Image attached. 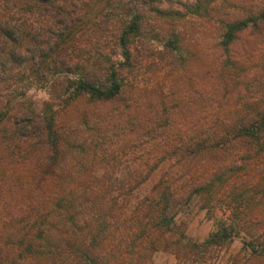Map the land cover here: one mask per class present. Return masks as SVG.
Instances as JSON below:
<instances>
[{
	"label": "trees",
	"instance_id": "trees-1",
	"mask_svg": "<svg viewBox=\"0 0 264 264\" xmlns=\"http://www.w3.org/2000/svg\"><path fill=\"white\" fill-rule=\"evenodd\" d=\"M148 11L177 55L211 33L167 88L134 78ZM24 80L51 100L0 112V264H264V0H0V93Z\"/></svg>",
	"mask_w": 264,
	"mask_h": 264
},
{
	"label": "rangeland",
	"instance_id": "rangeland-1",
	"mask_svg": "<svg viewBox=\"0 0 264 264\" xmlns=\"http://www.w3.org/2000/svg\"><path fill=\"white\" fill-rule=\"evenodd\" d=\"M151 16V12L148 11V28H145L144 36L136 42L134 49L138 59L135 72L137 74L134 78L141 85L158 82L167 88L181 79L185 67L193 70L209 60L211 33L207 24L204 25L196 19L187 17L180 25L184 32L183 52L177 55L163 46L164 40L167 39L164 36L165 32H159L151 26ZM113 23L103 20V25L109 29L114 26ZM0 94V112L6 113L5 115L9 117L22 110L41 111L47 107L44 102L51 100L48 86L30 80L18 82L2 90ZM57 103L53 106L56 107ZM221 216L220 210L210 213L205 208H200L193 200L179 213L177 219L185 223L186 232L192 239L202 240L215 228L217 219ZM240 247L241 239L236 238L231 248L237 250ZM152 259L154 264H176V258L168 252L157 251L152 255Z\"/></svg>",
	"mask_w": 264,
	"mask_h": 264
}]
</instances>
